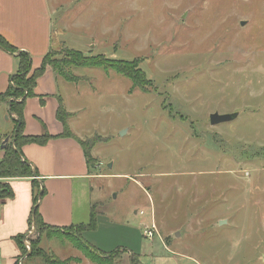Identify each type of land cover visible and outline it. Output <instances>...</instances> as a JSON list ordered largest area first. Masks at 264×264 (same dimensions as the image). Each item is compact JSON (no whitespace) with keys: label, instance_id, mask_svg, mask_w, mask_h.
<instances>
[{"label":"rangeland","instance_id":"obj_1","mask_svg":"<svg viewBox=\"0 0 264 264\" xmlns=\"http://www.w3.org/2000/svg\"><path fill=\"white\" fill-rule=\"evenodd\" d=\"M47 3L45 71L95 161L74 183L97 212L82 239L112 264H264V0ZM39 234L23 258L38 239L48 264H95L78 229Z\"/></svg>","mask_w":264,"mask_h":264},{"label":"crops","instance_id":"obj_2","mask_svg":"<svg viewBox=\"0 0 264 264\" xmlns=\"http://www.w3.org/2000/svg\"><path fill=\"white\" fill-rule=\"evenodd\" d=\"M49 16L47 0H0V37L18 51L35 57L31 62L32 70L40 67L45 55L44 42L49 38L51 29ZM38 46H42L39 51L36 49ZM18 66L15 54L0 49V95L8 91ZM34 95L25 99L23 134L37 137L48 134L51 139L45 145L26 144L21 148L22 159L30 164L35 174L29 178H13L9 182L11 195L4 200L0 210V264H38V260L23 258L22 246L28 248L29 237H25L32 233L30 218L34 197L38 191L42 193V188L44 193L37 207L45 226L64 230L87 225L90 219V211L87 212L89 205L82 207L75 203L76 193L81 191H77L75 180L86 181L91 177L77 142L81 138L70 123L76 109L65 106L71 115L66 124L73 137L63 136L64 127L57 120L56 112L58 99L62 103L64 100L50 71L46 70L38 78ZM0 113L9 115L11 119L16 117L11 116L8 102L0 104ZM14 130L13 121V125L2 130L0 136L9 135ZM86 217L89 219L85 224ZM21 237L23 243L19 240Z\"/></svg>","mask_w":264,"mask_h":264},{"label":"trees","instance_id":"obj_3","mask_svg":"<svg viewBox=\"0 0 264 264\" xmlns=\"http://www.w3.org/2000/svg\"><path fill=\"white\" fill-rule=\"evenodd\" d=\"M0 49H2L5 52H8L11 55H16L19 66L18 71L15 75L11 77V83L8 91L5 94L0 95V104L7 103L11 101L10 105V113L11 116H16L15 118H12L15 124V130L13 131V135L15 133V139L14 143L8 144L6 148L4 149L3 158L1 160L0 165V175L9 177V178H29L34 176V172L31 170L30 164L25 162L22 159L21 155V148L22 146L26 144H38V145H45L50 139L51 136L48 134H45L43 136H25L23 134L24 129V121H23V108L26 98L34 97V89L37 84V80L39 77H41L45 71V66L53 63L48 58L50 57V51L43 57L42 63L39 68L32 70L31 66V59L28 53L23 51H18L15 47L10 45L5 39L0 37ZM72 55L76 56L78 59V62L75 63V65H83L85 64L83 61V57H80V52H75ZM73 63V62H72ZM123 73V72H122ZM126 74V73H124ZM58 109L56 112V118L64 127V134L63 136H70L73 137V135L69 132L67 127V119L69 118V113H67L64 110L62 101L58 99ZM18 120L19 123L18 124ZM78 143L80 144L83 155L86 161L87 166L90 168L91 165L94 164V158L92 157L90 151L92 148V144L86 145L83 141L78 140ZM34 185V182H33ZM39 193L37 192V195L34 197V204L31 211V218H30V226L33 224L35 225L38 232L40 231V234H47V233H57V232H63L64 230L53 228V227H47L42 223V220L40 218V215L38 213V207L37 202L39 200ZM44 193V189L42 188V195ZM11 192L10 189H8L6 192H3V196L10 197ZM97 226V212L94 210V206L91 207L90 210V219L87 225H80L78 227H73L75 229H78L79 235L81 240V234L88 232V231H94ZM71 229V228H68ZM39 234V236H40ZM22 238H19L20 242H22ZM39 238V237H38ZM39 240L36 239L34 241H31V248L32 251L28 255L26 259H32L34 257H40L43 260L44 264H48L46 262V255L43 251L36 249V245L38 244ZM77 248L84 254V256L90 260L91 262L95 264H112L108 261V258L111 256L112 253L118 252L119 249H115L112 252L105 253L99 251L97 248L92 247L88 243H86L84 240L80 241L79 244H77ZM121 251V250H120ZM26 248L22 246V255L26 254ZM139 259L138 255L132 254L130 258V264H132V261H136ZM74 259H66L64 261L56 262V264H68V262L73 261ZM16 264H19L18 262ZM135 264V262L133 263Z\"/></svg>","mask_w":264,"mask_h":264},{"label":"water","instance_id":"obj_4","mask_svg":"<svg viewBox=\"0 0 264 264\" xmlns=\"http://www.w3.org/2000/svg\"><path fill=\"white\" fill-rule=\"evenodd\" d=\"M244 22H242L243 24ZM10 105H11V101L8 102V107H9V112H10ZM11 114V113H10ZM238 113H232V114H218V113H212L209 115V123L212 126L218 125V124H222V123H226V122H230L232 120H234L237 117ZM18 124L19 120H18ZM14 139H15V133L13 135V138L11 139V144L14 143ZM9 142V138H6L4 140V145L2 146L3 150L6 148L7 143ZM41 196V192L39 193V198ZM37 235V230L35 225L32 226V233H30L28 236L25 237V239H27L28 237H30L32 234ZM31 252L28 253V255Z\"/></svg>","mask_w":264,"mask_h":264},{"label":"built area","instance_id":"obj_5","mask_svg":"<svg viewBox=\"0 0 264 264\" xmlns=\"http://www.w3.org/2000/svg\"><path fill=\"white\" fill-rule=\"evenodd\" d=\"M8 144H11V140H9L7 145ZM3 145H4V140H0V165H1V160L3 158V154H4V150L2 148ZM12 179L13 178H9V177H5V176L0 175V210H1V206L4 202V200L7 198V197L3 196V192H6L9 189V182ZM155 233H156V228L154 225H152L150 229H146L143 232L144 236L147 238H153Z\"/></svg>","mask_w":264,"mask_h":264}]
</instances>
